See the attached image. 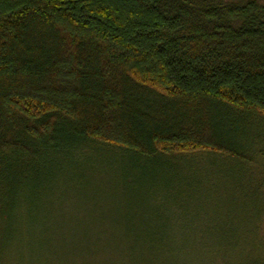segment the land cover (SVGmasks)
Returning a JSON list of instances; mask_svg holds the SVG:
<instances>
[{"label":"trees","instance_id":"16d2710c","mask_svg":"<svg viewBox=\"0 0 264 264\" xmlns=\"http://www.w3.org/2000/svg\"><path fill=\"white\" fill-rule=\"evenodd\" d=\"M255 128L264 0H0V264H163L175 251L158 224L107 225L91 210L93 225H73L76 253H36L59 236L33 215L51 216L45 204L87 155L173 177L198 158L243 157L264 142ZM38 228L43 239L29 243ZM244 250L242 264H264L262 238Z\"/></svg>","mask_w":264,"mask_h":264},{"label":"rangeland","instance_id":"374dc122","mask_svg":"<svg viewBox=\"0 0 264 264\" xmlns=\"http://www.w3.org/2000/svg\"><path fill=\"white\" fill-rule=\"evenodd\" d=\"M251 133L264 135V128ZM86 157L77 161L68 179L59 182L66 194L45 204L52 207L51 216H44L47 209L42 207L33 215L34 220L49 226L46 230L59 236L46 250L36 253H76L73 245L79 244L83 234L73 225L81 223L91 210L93 219L96 216L107 225L140 219L158 224L157 237L173 242L170 246L175 251L160 254L163 264H242V251L256 239L264 240L262 139L251 144L243 157L206 156L188 161L189 168L176 169L175 182L171 176L175 170L146 166L138 173L128 160L113 155ZM90 220L86 217L82 223L93 225ZM57 225L62 229L58 231ZM109 229L111 237H121L117 229ZM31 234L29 243H40L44 237L40 228ZM53 234L48 235L50 240L55 238ZM105 235L106 231L101 237ZM91 236L89 233L87 238ZM234 242L240 247L229 253L227 244ZM20 253L23 257L30 254L27 249ZM36 262L49 264V258Z\"/></svg>","mask_w":264,"mask_h":264}]
</instances>
